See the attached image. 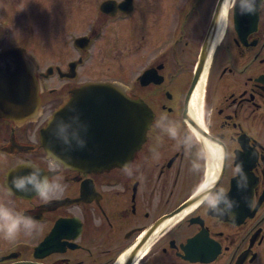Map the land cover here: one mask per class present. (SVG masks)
<instances>
[{
	"label": "flooded vegetation",
	"instance_id": "flooded-vegetation-1",
	"mask_svg": "<svg viewBox=\"0 0 264 264\" xmlns=\"http://www.w3.org/2000/svg\"><path fill=\"white\" fill-rule=\"evenodd\" d=\"M5 22L0 50L23 52L41 101L36 120L0 117V202L36 224L0 233V264H264V0H0ZM94 82L147 107L146 138L130 159L123 100L79 101L58 134L74 165L53 170L42 130ZM29 161L63 177L59 198L8 194ZM220 189L234 216L203 203Z\"/></svg>",
	"mask_w": 264,
	"mask_h": 264
},
{
	"label": "water",
	"instance_id": "water-1",
	"mask_svg": "<svg viewBox=\"0 0 264 264\" xmlns=\"http://www.w3.org/2000/svg\"><path fill=\"white\" fill-rule=\"evenodd\" d=\"M31 62L24 57L23 52L16 47H4L0 50V117L8 119L17 124L25 121L36 120L40 114V89L37 82L36 70ZM125 88L115 83L94 82L87 83L76 89L78 95L74 97L64 107L57 109L52 113L53 119L42 130L43 144L47 152L53 151L64 160H67L70 166L74 163L71 156H74L73 146L60 143L61 123L66 126L68 115L73 116L76 103L86 100L87 105L96 106L100 100L107 101L110 106L118 108V115L121 113L119 109L123 100V110L128 116V149L129 157L133 156L136 150L141 146L143 139L146 138V131L150 125L151 119L148 115L147 107L143 103L132 96L126 95ZM103 92L101 96L99 92ZM97 94L95 95V93ZM111 93L121 92L119 95H110ZM81 104V103H80ZM108 105V104H107ZM85 113L84 111H80ZM146 118H148L146 120ZM61 126V128H60ZM70 147V152L64 153L63 149ZM69 156V157H64Z\"/></svg>",
	"mask_w": 264,
	"mask_h": 264
},
{
	"label": "clouds",
	"instance_id": "clouds-1",
	"mask_svg": "<svg viewBox=\"0 0 264 264\" xmlns=\"http://www.w3.org/2000/svg\"><path fill=\"white\" fill-rule=\"evenodd\" d=\"M248 11L250 13L255 11V6ZM52 119L53 117L50 118L49 122ZM166 131L173 139H178L179 127L176 124L170 123ZM185 143H187V138L185 139ZM78 144L82 147L84 145V141L78 140ZM48 160L50 161V168L53 170L57 167L67 168L70 166L67 160H64L51 150L48 153ZM25 167L29 168L30 171L25 175L13 177L11 187L8 189L9 195L14 194L13 188L26 193L34 192L41 198L42 201L47 203L52 199L59 198V196L64 192V186L62 184L63 177L53 176L50 178L49 174L45 173L43 169L30 161L25 165ZM124 171L126 174L131 175L129 165H124ZM235 172L242 174L241 166L237 165ZM238 186L245 187L246 182L241 184V182L238 181ZM203 203L206 204L208 210L215 215L234 216L232 209L235 206V202L227 196L223 189H220L210 197L205 198ZM35 229L36 224L31 217L25 216L23 213L15 212L11 207L7 206L3 202H0V233H3L5 239H15L21 230L24 231L25 235H31Z\"/></svg>",
	"mask_w": 264,
	"mask_h": 264
},
{
	"label": "bare ground",
	"instance_id": "bare-ground-1",
	"mask_svg": "<svg viewBox=\"0 0 264 264\" xmlns=\"http://www.w3.org/2000/svg\"><path fill=\"white\" fill-rule=\"evenodd\" d=\"M199 96H200V90H196V92L194 93V95L192 96V105L196 108L197 107V102H198V98H199ZM192 106V107H193ZM210 145H211V148H210V150L212 151V152H214V153H217L218 152V147L215 145V144H211V143H209ZM122 258L120 259V262H122Z\"/></svg>",
	"mask_w": 264,
	"mask_h": 264
},
{
	"label": "rangeland",
	"instance_id": "rangeland-1",
	"mask_svg": "<svg viewBox=\"0 0 264 264\" xmlns=\"http://www.w3.org/2000/svg\"><path fill=\"white\" fill-rule=\"evenodd\" d=\"M5 24H6V26L4 28H0V36L3 38V43L6 42V44H7L8 41H10V39H8V38L10 36H13V33H12V35L10 34V36H6V30H7V28L9 29V26H8L7 22H5ZM45 57L48 58V55H46Z\"/></svg>",
	"mask_w": 264,
	"mask_h": 264
}]
</instances>
